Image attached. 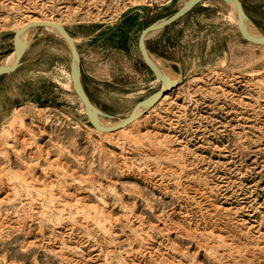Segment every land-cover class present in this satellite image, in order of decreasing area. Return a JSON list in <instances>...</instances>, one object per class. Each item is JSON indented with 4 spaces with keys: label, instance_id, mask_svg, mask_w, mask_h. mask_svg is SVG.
Here are the masks:
<instances>
[{
    "label": "rangeland",
    "instance_id": "1",
    "mask_svg": "<svg viewBox=\"0 0 264 264\" xmlns=\"http://www.w3.org/2000/svg\"><path fill=\"white\" fill-rule=\"evenodd\" d=\"M183 1L0 0V50L31 18L61 23L87 95L114 124L160 89L135 34ZM242 1L243 24L264 35V0ZM213 5L217 45L185 46L184 76L122 133L90 130L68 48L46 37L41 64L53 68L24 87L38 96L43 84V99L0 121V264H264V48ZM204 25L188 21L180 37L198 42Z\"/></svg>",
    "mask_w": 264,
    "mask_h": 264
},
{
    "label": "water",
    "instance_id": "2",
    "mask_svg": "<svg viewBox=\"0 0 264 264\" xmlns=\"http://www.w3.org/2000/svg\"><path fill=\"white\" fill-rule=\"evenodd\" d=\"M205 1L207 0H185L168 17L148 24L135 34L132 41L134 56L139 63L158 80L160 83V89L149 96L136 101L122 119L110 126H102L98 122L99 118H107L108 115L101 112L91 102L89 96L87 95L82 82L80 56L76 41L68 29L61 23L50 21L30 22L14 30L9 41V53L13 56V59L8 68L4 71H0V82L4 81L12 74L28 48L29 41L25 37L26 32L32 28H50L54 30L67 44L69 51V76L72 84V90L80 99L87 126L90 130L96 133L103 134L107 132H116L129 126L134 121L145 115L149 110L157 105L164 98V96L176 87V82L173 81L168 73L151 57L144 45V39L151 34L157 33L171 26L188 10ZM230 7L233 25L240 37L253 46L264 48V35L252 33L244 26L242 19L245 18V12L240 0H230Z\"/></svg>",
    "mask_w": 264,
    "mask_h": 264
},
{
    "label": "crops",
    "instance_id": "3",
    "mask_svg": "<svg viewBox=\"0 0 264 264\" xmlns=\"http://www.w3.org/2000/svg\"><path fill=\"white\" fill-rule=\"evenodd\" d=\"M217 1L227 4L225 0H207L188 10L177 22H175L171 26L157 33L151 34L144 39L143 41L144 45L147 48L151 57L153 56L162 60L166 64V66L170 69L181 70L180 72L175 74L171 73V75L176 77L184 76V72L182 70L186 69L187 67L186 58L184 57L185 46H188L189 44L192 43H194L195 45L200 43L201 46L203 47L205 46L206 49H209L210 47L217 45L218 40H216L212 36L211 25L209 24L207 25L209 20L208 8L214 7L213 3ZM240 2L245 11L243 1L240 0ZM198 7H200V9H202L203 12H207V13L194 15L192 11L194 9H197ZM188 21L194 27H197V25L205 24L201 28L202 30L201 31L202 34L200 37L201 39L198 42H197L198 38H196V40H193L196 42L190 41V43H188L186 37L183 38L180 37L181 35H184V33L187 31L184 28L187 27L186 25L188 24ZM14 30H16V28ZM53 31L54 30L50 28L42 27V28H32L26 32L25 36L26 39L29 41L28 48L26 49L20 63L18 64L16 69L12 72V74L4 81L0 82V121L3 118H5L7 115H9L10 112L14 110L17 106H21L22 104H26L27 102H32L34 100L40 101L43 99L42 96L43 84H41L38 89V96H35L37 90H35V92H33V94L30 95L26 93L24 87L26 84H28L26 82V79L28 77L33 76L35 74H39V75L48 74L49 70L53 68L52 63L47 66H43L41 64L43 49L45 48V45L48 44L46 38L47 36H49L51 40L64 43L67 46L65 41L57 33ZM9 41H10V37L6 42V46H4L3 50L2 51L0 50L1 52L0 57L2 58L0 61V71H4L6 68H8L11 65V63L8 65L6 63L8 57L11 56L9 53ZM156 48L161 49L162 57H160L159 53H156L157 52ZM131 50L133 52L132 42H131ZM171 53L175 54L176 58H171L169 56L171 55ZM195 63L196 62H193V64L188 68L195 69L197 67L203 69L209 67L208 64H202L197 66Z\"/></svg>",
    "mask_w": 264,
    "mask_h": 264
},
{
    "label": "bare ground",
    "instance_id": "4",
    "mask_svg": "<svg viewBox=\"0 0 264 264\" xmlns=\"http://www.w3.org/2000/svg\"><path fill=\"white\" fill-rule=\"evenodd\" d=\"M225 2L227 3V5L228 6H230V0H225ZM163 5V4H162ZM37 21H40V19H36V18H31V19H29V20H27L26 22H24V23H22V24H20L19 25V28L21 27V26H23L24 24H26V23H30V22H37ZM50 22H55V21H50ZM59 23V22H58ZM245 26V25H244ZM246 27V26H245ZM247 28V27H246ZM248 29V28H247ZM249 30V29H248ZM250 32H251V30H250ZM253 33V32H252ZM26 37V36H25ZM12 59H13V56H9L8 57V59H7V65L8 64H10L11 62H12ZM157 63V62H156ZM158 64V63H157ZM159 65V64H158ZM160 66V65H159ZM161 68H162V66H160ZM164 69V68H163ZM168 75L170 76V78L174 81L175 79V77L173 76V75H171L170 73H168ZM167 97V95L166 96H164V98L162 99V101L165 99ZM153 110V109H152ZM142 119V118H141ZM12 120H18L19 122H21V117H19V116H15V117H13V119ZM106 121V119H104V118H99L98 119V122H99V124L100 125H102V126H110V125H112V124H110L109 122H105ZM13 122V121H12ZM134 122H136V121H134ZM133 122V123H134ZM141 122V121H140ZM132 123V124H133ZM132 124H130L129 126H131ZM129 126H127V127H125V128H123V129H121V130H118V131H116V132H107V133H103V134H105V135H109V134H113V133H122V132H124ZM121 136V135H120ZM133 139H134V137H133Z\"/></svg>",
    "mask_w": 264,
    "mask_h": 264
}]
</instances>
